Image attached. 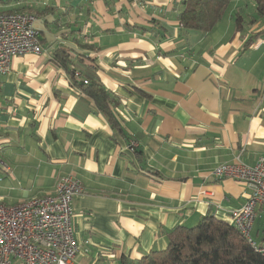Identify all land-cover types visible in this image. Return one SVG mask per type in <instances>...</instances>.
<instances>
[{
    "label": "crops",
    "instance_id": "crops-1",
    "mask_svg": "<svg viewBox=\"0 0 264 264\" xmlns=\"http://www.w3.org/2000/svg\"><path fill=\"white\" fill-rule=\"evenodd\" d=\"M255 8L231 0L200 32L180 25L181 0H0V13L35 15L42 46L0 74V201L52 194L60 176L75 177L72 264H136L178 225L229 221L250 190L214 169L264 154V15ZM59 49L70 70L115 98L116 127L53 59ZM254 222L261 243L263 209Z\"/></svg>",
    "mask_w": 264,
    "mask_h": 264
},
{
    "label": "built area",
    "instance_id": "built-area-1",
    "mask_svg": "<svg viewBox=\"0 0 264 264\" xmlns=\"http://www.w3.org/2000/svg\"><path fill=\"white\" fill-rule=\"evenodd\" d=\"M35 20L31 13H0V74L9 71L13 57L42 52ZM74 76L79 78V72ZM213 173L242 182L250 190L240 207L229 210V222L264 257V234L261 243L251 236L257 210L264 212V154L253 165L237 160L219 165ZM82 190L75 177L62 175L52 194L12 206L0 201V264L15 260L23 264H72L79 245L71 204Z\"/></svg>",
    "mask_w": 264,
    "mask_h": 264
},
{
    "label": "trees",
    "instance_id": "trees-1",
    "mask_svg": "<svg viewBox=\"0 0 264 264\" xmlns=\"http://www.w3.org/2000/svg\"><path fill=\"white\" fill-rule=\"evenodd\" d=\"M182 9L179 23L182 27L200 32L210 31L221 19L231 0H181ZM256 13L264 15V0H256ZM254 22L251 19L247 25ZM236 29L243 20L235 17ZM259 33L249 35L246 43H251ZM53 59L71 73L65 50H56ZM79 71V70H78ZM78 87L94 102L95 107L108 119L113 127L117 121L112 110L115 98L94 78V75L79 71ZM79 80V79H78ZM120 129V128H118ZM136 264H264V257L229 222L215 214L203 216L195 225H178L166 233V246L154 249L137 260Z\"/></svg>",
    "mask_w": 264,
    "mask_h": 264
},
{
    "label": "rangeland",
    "instance_id": "rangeland-1",
    "mask_svg": "<svg viewBox=\"0 0 264 264\" xmlns=\"http://www.w3.org/2000/svg\"><path fill=\"white\" fill-rule=\"evenodd\" d=\"M255 223V222H254ZM258 223V222H257ZM255 225H256V223H255ZM251 236H252V231H251ZM253 237V240L255 241V242H258V240H259V237H254V236H252Z\"/></svg>",
    "mask_w": 264,
    "mask_h": 264
}]
</instances>
